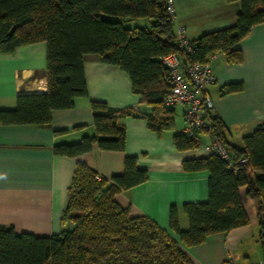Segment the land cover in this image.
Returning <instances> with one entry per match:
<instances>
[{
  "label": "trees",
  "instance_id": "obj_1",
  "mask_svg": "<svg viewBox=\"0 0 264 264\" xmlns=\"http://www.w3.org/2000/svg\"><path fill=\"white\" fill-rule=\"evenodd\" d=\"M240 2L233 27L206 34L193 41V61L205 64L223 53L229 63L238 64L241 52L235 48L255 25L264 22V0H226ZM145 19L149 27H126L125 22ZM173 21L166 11V0H0V54L36 43L46 44L47 92L16 97L14 110H0V126L47 125L52 111L68 110L75 100L88 95L82 57L97 55L100 62L118 67L130 79L132 92L152 113L114 109L99 102L90 108L95 135L75 144L54 147V154L76 159L68 189L66 208L60 218L62 231L51 237L17 234L0 225V264H193L179 244L193 247L206 238L246 226L240 189L258 205L259 243L264 254V125L243 139L238 149L225 141L223 125L205 117L230 150L234 171L216 156L186 161V172L207 171L208 201L185 204L188 228L181 230L176 207L169 210L172 239L146 217H131L115 196L147 181L137 158L126 156L123 172L109 180L78 159L96 145L101 151L122 153L125 128L121 119H145L157 133L173 130L174 111L163 100L169 93L166 70L161 58L184 54L178 50ZM232 85L227 92L238 91ZM224 91L223 93H225ZM178 151L198 144L182 134L173 136ZM244 159L245 164L239 161ZM252 171L259 173L252 176Z\"/></svg>",
  "mask_w": 264,
  "mask_h": 264
},
{
  "label": "crops",
  "instance_id": "obj_2",
  "mask_svg": "<svg viewBox=\"0 0 264 264\" xmlns=\"http://www.w3.org/2000/svg\"><path fill=\"white\" fill-rule=\"evenodd\" d=\"M174 7V35L177 38L178 31L183 30V36L191 42L233 27L241 9L240 2L226 0H174ZM147 23L150 26L148 20ZM235 48L241 52L238 64L229 63L223 53L208 59L217 79L207 87L212 102L208 114L222 123L228 145L242 149L243 139L264 125V22L252 27ZM82 63L88 95L76 99L73 108L52 111L47 125L0 126V225L12 227L17 234L51 237L62 231L60 218L67 205L77 160L54 154V147L95 135L91 102L146 115L152 113L141 96L132 92L129 77L118 67L101 63L94 54L83 55ZM232 85H239L240 89L227 92ZM46 92L45 43L0 54V110H14L17 96ZM166 108L174 111L173 130L157 133L145 119L124 118L120 120L125 128L124 152L101 151L94 145L78 160L99 178L109 180L123 172L126 156L136 157L138 167L147 171L148 179L117 194L115 201L128 209L131 217L150 219L178 241L169 227L170 208L176 207L179 228L187 230L183 205L208 201L209 173L186 172L183 163L208 157L205 147L210 137L200 133L197 148L178 151L173 136L181 134L185 127V108ZM258 175L252 171V176ZM240 195L248 224L211 235L197 246L179 244L193 264H258L263 259L257 202L246 196L245 188L240 189Z\"/></svg>",
  "mask_w": 264,
  "mask_h": 264
},
{
  "label": "built area",
  "instance_id": "obj_3",
  "mask_svg": "<svg viewBox=\"0 0 264 264\" xmlns=\"http://www.w3.org/2000/svg\"><path fill=\"white\" fill-rule=\"evenodd\" d=\"M166 11L171 20L174 21V0H166ZM176 40L178 50L184 54V58L181 59L177 54H170L161 58L169 84V93L165 96L163 103L167 107H184L185 127L181 134L199 146L198 135L207 133L210 137V143L205 147L207 154L220 158L227 164L228 170L235 172L230 150L222 143L218 133L205 117V110L212 109L207 87L216 83V76L208 62L201 64L193 61L191 56L194 53L193 44L183 36V30L178 31ZM239 164L244 165L245 160H240ZM261 216L264 220V203ZM223 264L234 263L226 261ZM258 264H264V255Z\"/></svg>",
  "mask_w": 264,
  "mask_h": 264
},
{
  "label": "rangeland",
  "instance_id": "obj_4",
  "mask_svg": "<svg viewBox=\"0 0 264 264\" xmlns=\"http://www.w3.org/2000/svg\"><path fill=\"white\" fill-rule=\"evenodd\" d=\"M133 22H136V23H128V22H125L124 25L126 27H132L134 25H138L140 27H149V24L147 23V20H145V19H138V20H135Z\"/></svg>",
  "mask_w": 264,
  "mask_h": 264
}]
</instances>
